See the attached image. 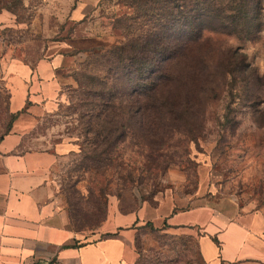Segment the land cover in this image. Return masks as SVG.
<instances>
[{
	"label": "rangeland",
	"instance_id": "rangeland-1",
	"mask_svg": "<svg viewBox=\"0 0 264 264\" xmlns=\"http://www.w3.org/2000/svg\"><path fill=\"white\" fill-rule=\"evenodd\" d=\"M78 1L21 0L13 9H0V131L11 120L10 62L35 64L45 47L50 51L61 41L75 51L73 82L63 86V101L49 119L52 138L67 133L80 144L65 160L57 183L59 205L70 225L90 238L103 236L91 229L99 228L111 201L128 209L136 202L168 200L180 209L235 197L242 206L264 210V9L263 27L255 36L206 31L218 79L208 87L200 114L188 119L191 128L148 136L131 129L100 152L103 147L89 142L91 134L84 129L87 100L77 77L93 84L97 80L91 73L107 69L104 51L122 38L116 20L133 8L130 0H96L94 11L78 21L72 17ZM228 50L245 58L249 78L224 73L218 62ZM200 244L201 232L191 226L145 222L133 240V264H207Z\"/></svg>",
	"mask_w": 264,
	"mask_h": 264
},
{
	"label": "crops",
	"instance_id": "crops-1",
	"mask_svg": "<svg viewBox=\"0 0 264 264\" xmlns=\"http://www.w3.org/2000/svg\"><path fill=\"white\" fill-rule=\"evenodd\" d=\"M95 1L79 0L72 17L84 19ZM48 47L35 64H9L11 120L0 131V264H133V240L145 222L199 230L207 264H264V210L235 197L180 209L168 200L128 209L111 201L99 228L91 229L104 235L94 238L70 225L57 183L80 144L67 133L52 138L49 119L63 101V86L73 82L75 51L65 41Z\"/></svg>",
	"mask_w": 264,
	"mask_h": 264
},
{
	"label": "trees",
	"instance_id": "trees-1",
	"mask_svg": "<svg viewBox=\"0 0 264 264\" xmlns=\"http://www.w3.org/2000/svg\"><path fill=\"white\" fill-rule=\"evenodd\" d=\"M20 1L0 0V9ZM130 6L116 20L122 38L104 51L107 69L91 73L93 84L77 77L87 100L84 129L100 152L131 129L148 136L191 128L188 119L200 114L218 79L206 31L252 37L263 27V0H130ZM239 54L228 50L218 63L245 80L249 64Z\"/></svg>",
	"mask_w": 264,
	"mask_h": 264
}]
</instances>
